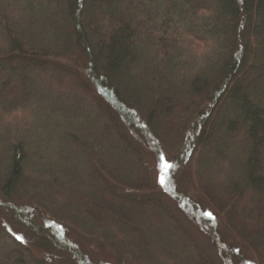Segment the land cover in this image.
I'll list each match as a JSON object with an SVG mask.
<instances>
[{
	"label": "trees",
	"instance_id": "16d2710c",
	"mask_svg": "<svg viewBox=\"0 0 264 264\" xmlns=\"http://www.w3.org/2000/svg\"><path fill=\"white\" fill-rule=\"evenodd\" d=\"M189 191L264 264V0H0V264H232Z\"/></svg>",
	"mask_w": 264,
	"mask_h": 264
},
{
	"label": "rangeland",
	"instance_id": "374dc122",
	"mask_svg": "<svg viewBox=\"0 0 264 264\" xmlns=\"http://www.w3.org/2000/svg\"><path fill=\"white\" fill-rule=\"evenodd\" d=\"M25 92L27 94H32L31 87L27 88ZM40 92L50 96L55 93L48 88L41 89ZM163 168L165 167L161 162L160 171L158 172L155 168L153 171L154 174L157 172L160 176ZM166 196L167 195H165L164 201L168 206V210L181 221V223L186 227L187 230H189L190 234L195 238V240L205 249H207L211 255L216 256L219 261L221 259L223 263H225L224 260L226 259L230 260L232 264L241 263L238 258L240 253L239 246L234 242V240L230 239V237H228L221 229L217 228L213 231H208L200 223L199 218L202 219V217H207L209 213L197 195L193 194L191 191L185 194V196L188 197L187 206L183 205V203L179 204V202H171L169 198H166Z\"/></svg>",
	"mask_w": 264,
	"mask_h": 264
},
{
	"label": "snow or ice",
	"instance_id": "6c2138e0",
	"mask_svg": "<svg viewBox=\"0 0 264 264\" xmlns=\"http://www.w3.org/2000/svg\"><path fill=\"white\" fill-rule=\"evenodd\" d=\"M161 160L163 161V157H161ZM164 167L167 168V167H170V165H168L166 162L164 163ZM161 183H163V179L161 178ZM210 215V214H209Z\"/></svg>",
	"mask_w": 264,
	"mask_h": 264
}]
</instances>
